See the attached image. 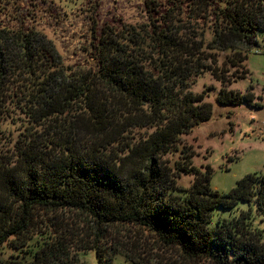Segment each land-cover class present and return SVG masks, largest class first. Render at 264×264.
<instances>
[{"label": "trees", "instance_id": "16d2710c", "mask_svg": "<svg viewBox=\"0 0 264 264\" xmlns=\"http://www.w3.org/2000/svg\"><path fill=\"white\" fill-rule=\"evenodd\" d=\"M145 23L104 28L88 66H63L35 31L0 28V264H264V174L211 186L184 141L221 105L259 107L229 89L264 31V0H144ZM184 175L189 186L180 183Z\"/></svg>", "mask_w": 264, "mask_h": 264}, {"label": "rangeland", "instance_id": "374dc122", "mask_svg": "<svg viewBox=\"0 0 264 264\" xmlns=\"http://www.w3.org/2000/svg\"><path fill=\"white\" fill-rule=\"evenodd\" d=\"M148 12L144 0H0V28L35 31L51 44L63 66H88L91 41L104 28L123 24L145 23ZM249 74L229 89L242 93L250 90L259 107L246 103L221 105L216 97L221 83L210 73L197 78L192 91L208 88L206 101L213 105L212 118L184 136L197 156V166L212 168L211 186L220 193L229 192L250 173L264 174V31L257 37V46L246 60ZM18 110H11L0 123L4 153L12 148L23 126ZM192 177L184 175L180 183L189 186ZM73 264H100L94 250L80 252ZM110 264H133L121 255Z\"/></svg>", "mask_w": 264, "mask_h": 264}]
</instances>
